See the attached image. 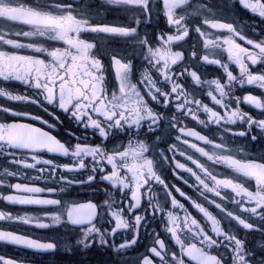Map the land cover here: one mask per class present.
I'll return each mask as SVG.
<instances>
[{"label": "flooded vegetation", "instance_id": "obj_1", "mask_svg": "<svg viewBox=\"0 0 264 264\" xmlns=\"http://www.w3.org/2000/svg\"><path fill=\"white\" fill-rule=\"evenodd\" d=\"M69 2L72 0H0V92L6 94L0 96V264H139L145 258L160 264L153 254V249L159 251L157 240L168 245L170 255L177 253L162 231L171 201L163 189L141 182L139 144L119 132L102 141L91 130L94 120L103 119L99 114L103 105L93 109L92 103L102 93L111 96L128 78L127 59L136 60L138 79L144 68H151L150 58H146L148 49L160 61L156 66L160 71L153 68L150 73L159 103L147 97V91H151L147 81L141 89H147L145 98L157 114L155 135L161 137L149 155L158 162L172 196L192 210L174 190L175 185L205 204L227 234L245 241L252 250L264 246V208L251 214L243 211L250 205L235 203L229 187L221 189L225 199L205 193L213 202L208 204L197 195L199 188L173 176L174 170L179 171L172 163L173 156L176 162H189L168 151V145L176 144L186 155H196L187 144L174 140L173 123L227 146L243 145L247 156L241 154V159L230 166L240 168L257 184L264 183V135L258 127L264 124V21L239 4L232 8L234 0H215L216 23L201 25L203 38L193 32L187 41L173 45V51L180 50L185 56L184 62L176 64L159 40L173 31L165 25L164 17L168 16L171 23L169 13H179L180 0H122L112 5L102 0H79V15L90 21L91 27L79 20L41 15L43 9ZM247 2L264 5V0ZM132 21L140 22L139 38L129 32ZM225 23L245 39H224L228 35ZM41 25L55 29L59 41L40 35L35 26ZM35 47L45 51L37 52ZM97 60L104 66L103 81L96 80ZM188 72L195 73L199 84ZM229 76L233 77L231 81ZM175 84L184 93L179 99L172 91ZM44 94L68 107L80 121L48 104L33 102L41 101ZM186 100L191 103L185 104ZM126 102L136 103L127 98ZM188 108L204 123L191 119ZM241 115L243 122L237 119ZM229 117L236 123H225ZM241 131L248 135L240 137ZM182 138L205 146L195 137ZM148 139L153 140L152 134ZM102 143L114 158L112 163H97L88 154ZM160 149L168 158L167 165L159 155ZM78 150L79 154L73 155ZM64 151L68 154L61 155ZM36 159L50 163L36 164ZM81 159L88 165L86 169L77 168ZM179 175L195 185L188 173L179 171ZM214 175L218 179H240L225 168H215ZM90 176L95 178L92 182L81 183ZM192 212L201 218L195 210ZM239 220L249 227L245 229ZM191 258L194 264H208L206 259L201 260L199 251H193Z\"/></svg>", "mask_w": 264, "mask_h": 264}, {"label": "clouds", "instance_id": "obj_2", "mask_svg": "<svg viewBox=\"0 0 264 264\" xmlns=\"http://www.w3.org/2000/svg\"><path fill=\"white\" fill-rule=\"evenodd\" d=\"M106 5H112L114 3L122 2V0H102ZM79 0H72L69 3H56L53 6L41 10V15L45 17H56V18H67L79 20L80 23L91 27L90 21L81 19L78 9ZM237 4L243 6L246 10L259 16L261 21H264V5L256 3L250 4L247 0H234L231 5L232 8H236ZM179 13L170 12L171 23H169L168 16L164 17V23L169 28L173 29L166 37L159 40V44L168 50L175 58L176 64L184 62L185 56L182 51H173V45L181 44L188 40L193 34L200 35L203 38L202 27H210L216 23V3L215 0H180V4L177 5ZM199 21V24L196 22ZM132 25L129 27V32L135 37L140 36V22L132 21ZM36 31L40 35L45 36L47 40L58 42L59 36L57 31L53 28L41 25L35 26ZM228 35L224 39L232 42L234 40H244L245 37L237 32L231 24L225 23ZM30 33H25L29 35ZM143 43V41H141ZM208 47L207 44L204 45ZM91 47V45H89ZM35 51H45L42 47H35ZM146 58L149 59V63L152 65L151 68H144L140 72V78H137V63L134 58H129L125 62L129 67L128 78L121 81L117 89L111 96L101 94L92 103V108L95 109L97 104L103 106L99 109L100 116L103 119L94 120L91 130L101 137L102 141H106L108 136L112 133L119 132L120 134H126L131 141L139 144L142 152L141 157L137 160V164H143L141 171L143 172L144 184L156 185L160 189H163V194H166L170 201V208L165 213L166 223L162 227V231L169 236L171 246L177 249V253L168 252V245L162 240L156 241V247L159 251L153 249V254L156 255L160 264H194L191 254L193 251H199L201 260H207L208 264H264V246L258 249H249L245 241L236 238L235 235L227 234L220 226V221L216 218L215 214L197 200L189 197L179 187L173 185L174 190L187 200L191 205V209L195 210L196 213L200 214V219L193 215L192 210L189 209L184 203L177 201L172 196V190L168 187V182L163 177L162 173L158 169V162L155 161L154 156L149 154L154 150L155 146L161 142V137L156 136L155 133L158 131V127H154L157 124V114L152 109L151 105L148 104L145 98L144 92L141 86L148 82V87L151 91H147V97L151 98L154 102L159 103L155 93L158 91L154 87L153 77L150 75L152 69L155 68L160 71L156 66L160 63L159 59L154 55L152 49H148V55ZM95 73L96 80L103 81L105 79V70L102 61L97 60L95 62ZM170 65H165V68H169ZM227 71V68L224 69ZM188 75L193 77V82L199 84V80L196 79L194 72H188ZM243 74V73H242ZM233 79L229 76V80ZM173 92L178 93V99L183 96V90L179 84H175L172 89ZM87 94V93H86ZM164 95L163 92L159 93ZM6 95L0 92V96ZM127 99H134L135 105H129L126 102ZM8 99H18V97L8 96ZM165 100L167 97L165 96ZM34 103L48 104L51 108H55L57 111H63L69 118L75 117L79 122L80 117L75 116V113L71 112L70 109L64 106L61 102L50 99L46 94L42 95L41 101H33ZM190 100H186L185 104H190ZM181 105L180 108H183ZM180 110L179 108L177 109ZM48 111V109H45ZM190 118L195 120L197 123L203 124L202 120L197 118L196 113L188 108ZM57 123H61L59 117L53 112H48ZM241 122L244 117L238 116ZM44 123H48L44 121ZM225 123L235 124L236 119L229 117ZM49 127L55 129L56 125L49 124ZM262 135H264V124L258 126ZM172 129L176 133L174 140L181 144H187L189 148L194 149L196 155H186L184 152L179 151L176 144L168 145V151L178 154L188 160L189 164H183L175 161L173 156L172 163L175 169L188 173L194 180L195 185L189 183L179 175V171L174 170L173 176L176 179L182 180L189 187L199 188L198 196L203 197L208 204L213 203L211 200H207L205 193H210L213 196H220L221 199H225L221 196V189L229 187L232 189L234 196V202L239 204L241 201L249 204L247 208H242L243 211L248 213H255L257 209L264 208V183L257 184L254 178L249 177L240 168L230 166L232 162L241 159V154L247 156V152L243 145H237L236 147L227 146L226 144L218 143L206 138L200 133L192 130L185 131V128L179 127L177 124H172ZM152 134L153 140L150 142L148 134ZM240 137L248 135L247 132L241 131L238 133ZM192 136L199 141H203L204 147L198 146L193 143H189L182 137ZM223 139V137H221ZM256 139V137H253ZM61 155H67L66 151L61 152ZM79 150L73 155H78ZM88 154L92 155L94 159L99 161H107V163L113 162V157L109 156L104 148L103 143L91 150ZM159 155L164 161V164H168V158L164 155V149H160ZM35 159V158H34ZM36 164H48V160L36 159ZM191 165V166H189ZM32 166V165H30ZM88 165L85 164L84 160H79L77 164L78 169H86ZM261 167H264V162H261ZM215 168H225L228 172L234 174V177H239L237 180L233 179H218L214 175ZM11 175V173H9ZM139 176V173H137ZM94 177H87L86 180L81 183L92 182ZM251 185L252 187H248ZM128 187V185H125ZM151 190V187L149 188ZM238 198V199H237ZM215 207L220 211H224L220 204H216ZM232 215V214H229ZM232 219H237L236 216L232 215ZM245 229L249 227L248 223L244 220H239ZM135 243V241H133ZM122 248L124 246H121ZM221 248L224 250L222 251ZM139 264H155V261H151L147 258L140 260ZM196 264H200L199 261Z\"/></svg>", "mask_w": 264, "mask_h": 264}]
</instances>
